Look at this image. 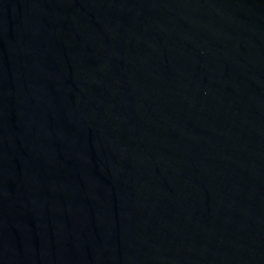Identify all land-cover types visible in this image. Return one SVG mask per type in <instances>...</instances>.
I'll use <instances>...</instances> for the list:
<instances>
[{"label":"water","instance_id":"obj_1","mask_svg":"<svg viewBox=\"0 0 264 264\" xmlns=\"http://www.w3.org/2000/svg\"><path fill=\"white\" fill-rule=\"evenodd\" d=\"M0 264H264V0H0Z\"/></svg>","mask_w":264,"mask_h":264}]
</instances>
